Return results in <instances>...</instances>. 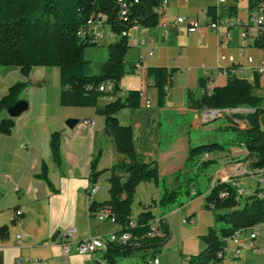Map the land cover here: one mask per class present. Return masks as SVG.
Returning a JSON list of instances; mask_svg holds the SVG:
<instances>
[{
    "label": "crops",
    "instance_id": "obj_1",
    "mask_svg": "<svg viewBox=\"0 0 264 264\" xmlns=\"http://www.w3.org/2000/svg\"><path fill=\"white\" fill-rule=\"evenodd\" d=\"M248 1L227 0L221 4L219 0H171L160 22L171 24L177 17L196 20L201 13L205 16L203 22H206L210 17L209 8L228 13L230 8H235L236 16L233 18H246L249 12L254 11L249 8ZM92 25L107 26L102 17L89 26V33L97 38V33L91 31ZM164 31L159 25L154 29L137 27L129 32L127 61L138 62L141 56L151 51H154V55L147 56L135 74L123 77L118 95L107 94L99 104L105 106L118 98L125 100L131 90L145 92L151 103L149 109L141 104L137 110L123 109L117 115L123 126L132 127L137 153L147 163L157 161L161 177L173 185L175 175L187 171L185 162L190 145L235 136L234 133L222 137L215 135L220 112L193 110L189 95L201 94V79L207 81L209 90L226 86L229 75L221 70L230 65L222 60V56L231 55L236 64L232 66L230 76L257 84L253 94L264 98V75L254 70L255 65L264 59V47L243 39L240 28L232 30L230 37L225 28L213 32L203 27L189 34L185 25L171 24L167 38L163 36ZM109 32L112 39L110 29ZM248 58H252L254 63L250 64ZM154 67L174 70L163 107L159 105L154 81L148 76L149 68ZM19 81L31 84L22 96V100L29 103V109L14 118L15 125L10 134H0V227L10 228L9 238L0 241V264H95L96 257L91 255L64 257L60 247L61 234L75 228V239L81 241L107 237L120 230L115 225L110 231L103 232L102 224L111 223L100 222L89 214L91 199L99 203L109 199L110 184L104 191L100 187V191L89 198L86 191L88 186L83 187L82 181L88 182L91 162L99 153H102L99 171L128 160L117 151L113 138L106 134L105 118L97 113L96 108L61 105L62 86L58 68L35 67L28 78L23 77L20 68L1 70L0 99ZM3 118H9L7 111L0 116V121ZM69 119L79 121L74 129L67 126ZM88 120L93 121V128L83 127L82 123ZM237 124L241 130L246 128L243 122L238 121ZM261 127L264 130V114ZM54 132L62 133V170L52 159L50 139ZM206 161L214 162L209 176L211 182L205 176L199 177L198 187L192 193L203 192V195L195 196L184 206L166 212L164 218L170 225L171 237L157 256L152 258L153 250H144L123 259L119 264H151L156 258L160 264H182L206 247L203 237L211 228H219L215 212L207 207L205 199L212 183L235 179L244 189L246 198L264 187L259 185V178L264 172L257 173L251 169L252 158L244 148L204 154L197 158L198 163ZM43 164L48 166V177L54 190L37 177L42 172ZM109 176L108 172L104 173L99 182L103 177L109 182ZM103 192L105 195L102 197ZM160 194L161 190L155 182L140 184L133 204V207L135 204L139 207L136 213L133 209L132 218L136 219L148 205L157 202ZM18 211L22 212L20 217H17ZM152 212L158 222L160 208L157 206ZM55 232L60 236L52 242ZM19 236L23 238L22 242L17 239ZM256 243L260 251L247 245L239 257L235 254V246L230 243L224 264H234L235 260L238 264H264L263 227Z\"/></svg>",
    "mask_w": 264,
    "mask_h": 264
},
{
    "label": "trees",
    "instance_id": "obj_2",
    "mask_svg": "<svg viewBox=\"0 0 264 264\" xmlns=\"http://www.w3.org/2000/svg\"><path fill=\"white\" fill-rule=\"evenodd\" d=\"M0 0V71L20 68L24 78H28L35 67L58 68L62 86L60 102L65 107L96 108L105 118L106 134L113 138L117 151L128 162H120L108 170L99 171L98 164L102 153L93 158L88 178L87 194L99 183L106 172L109 176V199L99 203L90 201L89 214L110 209V217L120 227L115 234L129 233L131 239L126 243H110L102 258H95V264H119L123 259L133 257L144 250H153L155 258L171 237L170 225L165 221L166 212L180 208L203 192L192 193L198 187L199 177L205 176L211 182L213 161L202 163L197 158L204 154L227 152L233 148H244L252 158L251 169L264 172V130L261 118L264 114V98L257 97L252 85L245 79L229 76L224 87L209 90L206 80L201 79L200 95L191 93L190 106L198 112L204 109L219 110L220 118L214 134L222 137L229 133L230 139L207 141L190 145L185 162L186 172H178L174 184L169 185L162 178L157 161L147 163L137 153L134 144L133 129L123 126L118 113L123 109L137 110L142 104V92L131 90L125 100H117L100 106L101 98L107 96L100 88L111 83L115 95L121 92L120 83L126 75H133L142 61H127L130 49L129 32L137 27L154 29L159 26L161 15L157 13L162 0ZM250 9L264 11V0H249ZM125 6V7H124ZM236 9L230 8L229 14L235 17ZM209 18H218L216 8L208 9ZM99 17L106 18V25L112 35L108 46V58L94 63L88 59L87 50L99 46L96 35L89 33V26ZM264 47V42L255 43ZM174 70L164 67L149 68L148 76L154 81L158 92V102L164 106L167 88L173 78ZM30 82L19 81L10 87L8 93L0 99V116L22 100ZM247 110V112H243ZM246 124L241 130L237 122ZM12 118L0 121V134L8 135L14 128ZM62 133L54 132L50 139L52 159L62 170ZM48 166L42 165L37 176L52 190L54 187L48 177ZM262 176L264 175L261 174ZM155 182L161 194L157 202L153 201L136 219L132 218L133 204L138 186ZM235 179L229 182L212 183L206 194L207 207L215 212L218 229H210L203 237L206 247L198 254L190 256L182 264H224L230 239L235 235H245L254 227L264 228V187L255 194L238 200ZM197 185V186H196ZM228 194V197H223ZM160 208L159 221L152 212ZM135 220V226L131 227ZM157 223L158 235L151 236ZM9 226L0 227V241L9 238ZM144 260V259H143Z\"/></svg>",
    "mask_w": 264,
    "mask_h": 264
},
{
    "label": "built area",
    "instance_id": "obj_3",
    "mask_svg": "<svg viewBox=\"0 0 264 264\" xmlns=\"http://www.w3.org/2000/svg\"><path fill=\"white\" fill-rule=\"evenodd\" d=\"M184 2H189V0H183ZM221 4H225L227 0H219ZM119 2L124 3L123 0H119ZM171 0H162V3L157 10V13L161 15L164 14V9L170 4ZM125 7V6H124ZM203 17L205 18L204 14L201 13L200 16L196 20H190L185 17H177L171 24L173 26L177 25H185L189 34L195 33L202 29L203 27H207L213 32H218L221 29L225 28L227 30V36L230 37L232 34V30L236 28H240L242 30V38L247 40H251L253 42H264V11H260L255 9L253 12H249L246 18H233L230 14L226 11L219 10L218 11V18L214 21L212 18H207L206 22H203ZM103 21L106 22V18L102 17ZM161 20V19H160ZM92 22L91 24H93ZM171 24L169 23H161L164 28V38H167L169 35V29ZM144 43V42H143ZM154 51L149 52L148 55H143L140 57V60L143 62L147 56H153ZM222 60L227 62L230 67H224L221 72L226 75L232 74V66L236 64L235 58L231 55H224L222 56ZM248 62L253 64L254 61L252 58H248ZM254 70L259 75H264V59H262L257 65H255ZM100 91L106 94H112L113 91V84L109 83L100 88ZM142 92V104L146 109L151 107L150 100L145 95L144 91ZM83 127H90L93 128L94 123L93 121H84ZM6 179L8 176H4ZM259 185H264V175L260 176L259 178ZM234 186L237 189V198L243 199L245 198V191L240 186V184L235 183ZM100 191V186L97 184L93 186L90 190V197L93 198L98 192ZM228 194H224L223 197H228ZM22 215L21 211L17 212V217ZM96 220L100 222H111L114 223V219L110 217V209L106 208L98 212L96 215ZM190 222V221H188ZM131 227L135 226V220L132 221ZM260 226L254 227V229L245 234L240 235L237 234L233 238L230 239V243L235 246V254L237 257L241 254L242 250L248 245L255 251H260V248L257 245V240L259 237ZM77 231L75 228L68 229L67 231L61 234V241L60 247L62 250V255L64 257H69L72 255H80V256H95L96 258L102 257L104 253L107 252L110 243H126L131 239V235L129 233H125L122 235L111 234L107 237H93L86 240L77 241L75 239V235ZM158 235V231L156 226H153L151 236ZM19 241H23V238L19 236L17 238ZM151 264H160V260L156 258ZM234 264H238L237 260H235Z\"/></svg>",
    "mask_w": 264,
    "mask_h": 264
},
{
    "label": "rangeland",
    "instance_id": "obj_4",
    "mask_svg": "<svg viewBox=\"0 0 264 264\" xmlns=\"http://www.w3.org/2000/svg\"><path fill=\"white\" fill-rule=\"evenodd\" d=\"M91 31H93L94 33H97L98 35V39L100 40L99 46L95 47V48H90L87 50V57L89 60H91L94 63L100 62V61H104L108 58V46L111 44L110 42L112 41V39L110 38V32H109V27L105 26V27H99L98 25H92L91 27ZM24 96V95H23ZM166 138V136H165ZM53 179L56 181V183H58V181L56 180V177H53ZM84 183V186H88V182H84V180L82 181ZM109 182L106 180L105 177H103L102 181L99 182V186L101 188L106 189V187L108 186ZM197 186V185H196ZM105 193L103 192L100 196H104ZM137 207H139V205L135 204V206L133 207L134 209V213H136L137 211ZM111 223V222H110ZM102 231L103 232H108L110 231L112 228H115L116 224L111 223V224H102ZM57 232L54 233V235H56ZM89 258H92L91 256Z\"/></svg>",
    "mask_w": 264,
    "mask_h": 264
},
{
    "label": "water",
    "instance_id": "obj_5",
    "mask_svg": "<svg viewBox=\"0 0 264 264\" xmlns=\"http://www.w3.org/2000/svg\"><path fill=\"white\" fill-rule=\"evenodd\" d=\"M28 109H29V103L27 101H25V100H21L18 103H16L12 108H10L7 111V113H8L10 118L14 119V118L20 117L23 113L28 111ZM211 111H214V112H217V113L219 112V110H208L209 113ZM243 112H247V110H244ZM78 123H79V121L76 120V119H69L67 121V126L70 129H74L75 126H77ZM59 236H60V233H57L53 237L52 242H55Z\"/></svg>",
    "mask_w": 264,
    "mask_h": 264
}]
</instances>
